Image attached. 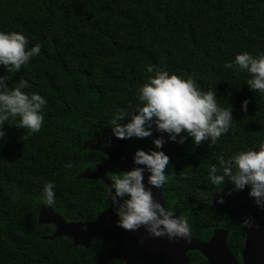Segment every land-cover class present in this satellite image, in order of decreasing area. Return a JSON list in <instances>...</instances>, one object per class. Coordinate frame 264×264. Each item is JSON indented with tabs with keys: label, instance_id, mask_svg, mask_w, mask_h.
<instances>
[{
	"label": "trees",
	"instance_id": "1",
	"mask_svg": "<svg viewBox=\"0 0 264 264\" xmlns=\"http://www.w3.org/2000/svg\"><path fill=\"white\" fill-rule=\"evenodd\" d=\"M0 30L21 32L29 48L40 43L39 55L26 66L16 72L0 66V76L9 88L25 81L24 92L46 100L38 132L17 127L19 117L3 125L0 264H125L108 260L110 243L75 247L66 237L51 239L54 226L40 223L44 209L69 223L95 222L108 211V187L84 175L99 167L109 178L122 173L108 157L113 142H124L133 155L137 149L163 151L169 157L168 209L187 219L200 242L226 229L231 252L241 255L246 235L240 221L251 214L239 204L252 202L249 188L234 190L227 178L217 188L208 170L216 165L219 172L221 158L264 141V93L249 89L246 73L224 67L239 52L264 53V0H0ZM156 69L192 75L200 89H213L217 105L233 109L229 131L214 145L198 146L183 131L171 141L155 125L145 138L112 136L115 110L130 111ZM157 138L160 149L152 143ZM68 162L71 170L64 167ZM48 181L54 184L50 207L42 202ZM218 197L223 203H216ZM189 257L190 264H208L197 251Z\"/></svg>",
	"mask_w": 264,
	"mask_h": 264
},
{
	"label": "clouds",
	"instance_id": "2",
	"mask_svg": "<svg viewBox=\"0 0 264 264\" xmlns=\"http://www.w3.org/2000/svg\"><path fill=\"white\" fill-rule=\"evenodd\" d=\"M40 50V43L29 48L28 39L21 32L0 30V66L7 72L19 71L31 58L39 55ZM224 67L246 73L249 78L245 83L249 89L264 93V53L252 55L247 51L239 52L232 60L226 61ZM146 71L153 73L154 67L147 66ZM6 82L7 77L0 76V139L5 137L3 125L10 117H19L17 127L38 132L44 118L42 109L46 105L45 98L35 92H24L23 89L27 87L25 81L12 88ZM136 100L138 103L130 105V111L122 108L115 110L111 119L112 136L118 139L145 138L151 135L155 125L157 131L168 133L171 141H175L177 134L183 131L197 146L203 141L214 145L233 124L232 107H219L214 90L200 89L192 75L183 77L156 69L155 74L150 75L147 82L138 88ZM247 104V99L241 102L242 111L247 110ZM125 118H130L127 123L119 122ZM184 140L185 137H180L179 143ZM152 143L156 149H160L163 140L157 138ZM219 163V172L216 165L208 170L211 184L218 188L227 178L234 190H243L247 186L253 204L264 210V141L260 142L258 149L237 151L227 160L221 158ZM133 164L130 170L110 176L111 183L106 191L117 217L115 226L131 231L143 226L150 237L191 242V228L187 219L174 216L152 194V187L162 188L169 178L165 174L169 157L163 151L137 149ZM64 167L71 170L73 165L68 162ZM145 173L146 184L152 187H146ZM53 188V182L48 181L42 190V202L49 207L55 203ZM216 203H223V198L218 197ZM240 225L251 228V217L245 216Z\"/></svg>",
	"mask_w": 264,
	"mask_h": 264
},
{
	"label": "water",
	"instance_id": "3",
	"mask_svg": "<svg viewBox=\"0 0 264 264\" xmlns=\"http://www.w3.org/2000/svg\"><path fill=\"white\" fill-rule=\"evenodd\" d=\"M113 167L120 172L128 171L133 164V153L124 142H113L108 152ZM145 175V185L147 173ZM88 180H100L110 186V178L107 172L99 167L91 174H85ZM164 186L160 189L152 187L155 200L167 207V201L163 194ZM240 207L252 215L251 228H242L246 234V243L242 251V263L232 254L229 247V231L223 228L216 229L213 236L206 242H200L192 237L191 242L174 238L169 241L166 237H150L145 229L140 227L136 231L124 230L116 227L117 217L115 210L109 207L107 212L100 215L96 222H66L51 209H44L40 223L51 224L56 232L51 239L61 237L69 238L75 247H84L91 242L99 241L111 243L114 250L109 254L108 260L118 259L125 264H190L189 252L197 251L208 261V264H264V212L258 216V208L253 204L240 203ZM174 216H179L174 214ZM143 243H140V241Z\"/></svg>",
	"mask_w": 264,
	"mask_h": 264
},
{
	"label": "flooded vegetation",
	"instance_id": "4",
	"mask_svg": "<svg viewBox=\"0 0 264 264\" xmlns=\"http://www.w3.org/2000/svg\"><path fill=\"white\" fill-rule=\"evenodd\" d=\"M163 191H164V189H163ZM163 194H164V192H163ZM111 206V205H110ZM167 208H168V206H167ZM107 212V211H106ZM263 212H264V210H258V216H262L263 215ZM251 217H252V215H251ZM96 222V221H95ZM94 223V222H93ZM55 228V227H54ZM55 232H56V228H55ZM246 235V234H245ZM247 238V237H246ZM105 243V242H104ZM245 243H246V240H245ZM111 244V243H110ZM112 245V251L114 250V246H113V244H111ZM244 247H245V244H244ZM111 251V252H112ZM110 252V253H111ZM109 253V254H110ZM189 253H191V252H189ZM189 253H188V257H189ZM201 254V253H200ZM233 254V253H232ZM202 255V254H201ZM234 255V254H233ZM241 255H242V253H241ZM239 256V257H236L235 255V257L238 259V261L240 262V263H242V256ZM189 259H190V257H189Z\"/></svg>",
	"mask_w": 264,
	"mask_h": 264
}]
</instances>
